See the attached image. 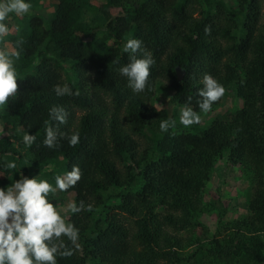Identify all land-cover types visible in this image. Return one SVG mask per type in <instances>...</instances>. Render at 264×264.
Returning <instances> with one entry per match:
<instances>
[{
  "label": "trees",
  "instance_id": "1",
  "mask_svg": "<svg viewBox=\"0 0 264 264\" xmlns=\"http://www.w3.org/2000/svg\"><path fill=\"white\" fill-rule=\"evenodd\" d=\"M237 1L234 7L228 0H105L117 11L97 27L82 19L88 0H56L48 24L32 14L27 28L11 36L12 47L21 38L24 44L16 62L19 96L0 109L15 130L0 136V174L10 173L4 165L8 157L19 158L21 147L35 166L61 155L66 172L78 165L83 173L69 189L73 201L93 205L92 212L70 214L80 230L79 248L58 264H180L192 258L188 250L198 243L203 249L205 237L193 218L223 155L233 165L245 163L255 186L245 216L228 221L224 236L212 235L205 249L216 264L264 261V0ZM129 38L140 39L156 61L151 91L138 95L119 74L128 62L123 44ZM176 66L184 71L180 79ZM205 73L234 90L241 106L199 131L161 132L168 110L153 112L148 105L155 87L165 86L160 80L172 101L201 114ZM64 83L79 96L57 97L53 89ZM53 106L65 108L66 124L50 120ZM45 120L59 132L78 131L80 142L43 146ZM25 131L37 137L31 148L22 142ZM195 226L201 231L194 238L188 231Z\"/></svg>",
  "mask_w": 264,
  "mask_h": 264
},
{
  "label": "clouds",
  "instance_id": "2",
  "mask_svg": "<svg viewBox=\"0 0 264 264\" xmlns=\"http://www.w3.org/2000/svg\"><path fill=\"white\" fill-rule=\"evenodd\" d=\"M25 1L0 0V109L16 100L20 93L16 62L20 59L19 49L24 40H17L16 47H11L5 38L19 31L9 27V17L23 18L32 11L33 5ZM210 32L211 28L207 26L205 33ZM123 52L128 55V62L119 68V74L126 78L127 86L137 95L151 91V69L156 63L152 54L143 48V42L137 38H129L123 45ZM201 83L203 87L198 90V107L200 112L208 113L212 111L213 104L219 103L225 96L227 89L208 73L203 75ZM53 91L57 97L79 96V92H73L67 83L57 84ZM48 115L58 125L67 123L68 113L62 106L51 107ZM201 119L200 113L187 104L180 109L179 123L185 128L201 123ZM176 123L172 118L163 119L159 130L167 133L170 128L176 127ZM44 125L42 143L49 149L58 148L62 139H66L70 147L80 142L78 131L71 134L59 132L49 120H45ZM36 140L35 134L23 133L22 142L28 148L36 144ZM4 167L14 171L18 165L12 160ZM82 178L79 166L73 165L70 171L54 177V185L37 175L29 177L22 174L14 182L0 187V264H58V258L67 259L74 254V249L79 248L80 230L70 222L67 214L92 212L93 205H86L84 201L77 205L69 201L63 208H58L50 198L57 193L68 192Z\"/></svg>",
  "mask_w": 264,
  "mask_h": 264
},
{
  "label": "rangeland",
  "instance_id": "3",
  "mask_svg": "<svg viewBox=\"0 0 264 264\" xmlns=\"http://www.w3.org/2000/svg\"><path fill=\"white\" fill-rule=\"evenodd\" d=\"M88 1L91 3V6L82 11V19L90 26L97 25V27H99V23H102L104 19L117 11V8L106 6L105 0ZM211 1L215 2L216 0ZM25 2L33 5L32 11L23 18L16 17L15 15L9 17V27L19 29L18 32H13V34H18L21 30L27 28V19H29L32 14H37L42 18L45 24H48L50 17L53 15L56 0H27ZM227 3L229 6L236 7L238 1L228 0ZM13 34L5 38L11 47L12 44L10 38ZM102 35L103 32L100 30L95 34V37H100ZM160 79L161 78H158V80ZM160 81L166 86L164 80ZM164 87L162 86L160 89L155 87L148 105L153 112H156L162 106L165 107L168 110L170 118L176 120L177 123L174 129L178 131H189L188 129H191L190 131L192 132L199 131L209 126L215 118H225L233 113L234 110L241 106L242 102L241 99L235 95L234 90H229L221 101L213 106L212 111L200 114L202 118L201 123L185 128L179 123L180 109L185 105L172 101V91ZM76 112L78 114L80 113L79 111ZM0 120V136H5L6 134L9 135L15 131L9 127V125L6 126V122H4L3 118H0ZM19 151V158L8 157L10 161L15 160L18 167L14 171L11 170L6 176L0 174V176H3L0 177V187L7 186L14 182V180L19 179V175L22 174L29 177L37 175L38 178L47 179L54 185V177L56 175H63L66 172L64 158L61 155H58L46 165L35 166L31 163L30 154L25 148L21 147ZM252 176L253 172L243 162H238L233 165L226 160L225 155L216 160L215 168L203 190L200 211L193 218L195 222L204 228L205 237L200 241L203 249L198 248V246H200L199 243L198 245L193 246L188 250V254L194 253L192 258H188L180 264H216L211 262L205 249L208 246L207 241L212 235L218 236L219 238L223 237L225 234L224 226L227 225L226 223L228 221L245 216L255 186V181ZM74 195V191L68 190L66 193H57L50 199L58 208H63L69 201L74 200ZM112 205L113 203L111 202L110 206ZM223 209L225 210L222 211ZM70 214L71 213H68L67 215L70 216ZM200 231L201 227L195 226L189 228L188 232L195 238L199 235ZM262 238L264 239V234L262 235ZM194 250L195 252H193ZM188 254L186 253L187 257H189ZM221 263H223V261H221ZM87 264L92 263L88 262ZM253 264H264V261L254 262Z\"/></svg>",
  "mask_w": 264,
  "mask_h": 264
},
{
  "label": "water",
  "instance_id": "4",
  "mask_svg": "<svg viewBox=\"0 0 264 264\" xmlns=\"http://www.w3.org/2000/svg\"><path fill=\"white\" fill-rule=\"evenodd\" d=\"M177 78L180 79L183 76V72L178 66L175 67Z\"/></svg>",
  "mask_w": 264,
  "mask_h": 264
}]
</instances>
